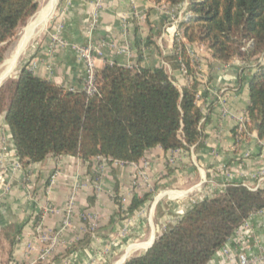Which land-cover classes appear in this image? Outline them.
<instances>
[{
  "label": "crops",
  "instance_id": "0c3cea01",
  "mask_svg": "<svg viewBox=\"0 0 264 264\" xmlns=\"http://www.w3.org/2000/svg\"><path fill=\"white\" fill-rule=\"evenodd\" d=\"M58 1L46 32L42 30L41 39L30 51L28 61L37 63L36 76L82 91L86 66L76 49L92 38L97 70L113 63L164 68L179 89L185 86V74L173 70L166 59L175 53L178 22L188 16L186 3L171 8L153 0ZM94 11L99 12V21L90 33ZM58 25L63 26V44L52 39ZM190 48L198 63L202 83L199 105L205 114V138L199 148L165 152L157 147L138 163L111 164L103 157L84 162L79 157L51 155L23 168L1 118L0 233L9 232L17 238L9 264H113L125 244H133L115 263L123 264L139 251L148 250L199 202L224 193L229 184L264 188V181L257 177L264 170V140L249 133L239 141L234 134L250 104L249 85L256 66H246L240 60L226 65L213 61L204 46ZM78 184L71 224L49 259L40 261L45 244L37 228L49 232L61 229ZM148 194L145 204L125 214L134 199ZM249 222L250 228L240 229L230 238L229 248L235 257L249 249H264V212L253 215ZM226 261L219 251L209 264Z\"/></svg>",
  "mask_w": 264,
  "mask_h": 264
},
{
  "label": "trees",
  "instance_id": "16d2710c",
  "mask_svg": "<svg viewBox=\"0 0 264 264\" xmlns=\"http://www.w3.org/2000/svg\"><path fill=\"white\" fill-rule=\"evenodd\" d=\"M179 7L190 18L181 23L184 41L167 57L173 70L185 67L182 89L164 68L145 69L106 64L97 70L98 92L69 90L35 75L29 64L0 88V120L12 136L23 168L49 156L103 157L111 164L138 163L157 147L165 152L199 148L205 138V114L198 101L202 86L198 63L188 47L204 46L213 61L254 64L250 81L247 132L264 140V0H153ZM38 0H0V66L19 29L34 16ZM179 48V50H178ZM262 60V61H261ZM94 176V174H92ZM134 199L125 214L145 204ZM264 211V188L229 184L226 191L199 202L144 253L123 264H209L253 215ZM16 236L0 233L3 264L13 260ZM72 247L66 255L72 252Z\"/></svg>",
  "mask_w": 264,
  "mask_h": 264
},
{
  "label": "built area",
  "instance_id": "2783aa9c",
  "mask_svg": "<svg viewBox=\"0 0 264 264\" xmlns=\"http://www.w3.org/2000/svg\"><path fill=\"white\" fill-rule=\"evenodd\" d=\"M137 17L140 18V15H137ZM189 18H190V15H188L187 17H185L181 21L182 22L186 21ZM98 21H99V12L94 11V13L92 14V19H91V24H90V33L94 32V30L96 29V27L98 25ZM181 21L178 22V28H177L178 29L177 30L178 31V40H177V43H181L182 41H184L183 29L181 27V23H182ZM62 29H63L62 25H58L56 27V30H55L54 34L52 35V39L55 43L63 44L62 39L60 37V33H61ZM76 50L79 53V55L81 56L82 60L85 62V66H86L85 67V75L83 78V89H82V91H84L87 94V96H93L98 92L97 81H96L97 68H96V63H95V54L97 52V49L95 48V46L92 42V38H89V42L86 46L78 47ZM178 50H179V48H178ZM188 53L191 55L192 61L195 63V59L193 56L194 55L193 50L190 47H188ZM29 68L31 71L34 72V70L37 69V63L32 62L29 65ZM181 70L184 74L186 73V69L184 66H182ZM200 99H201V95L198 94V101ZM249 124H250V121H249L247 114H246L245 117L241 118L238 122V125H237L238 133L247 132V125H249ZM116 163H119V162H116ZM257 177H258V180L260 182L264 181V170ZM244 186L247 187L249 190H253V191L257 190L259 188V187H251V186H247V185H244ZM79 187H81L80 184H78L75 187V189L73 190L71 202L68 205L67 209L65 210V217L63 220L62 227L59 231H57V232L45 231L42 226H39L37 228V233L39 235V238L45 244V247L39 256L40 261H47L49 259V257L53 254L55 249L58 247L60 237H61L63 231L70 226L71 219L73 216L72 199L75 197L76 191L79 189ZM263 212L264 211H261L259 213L263 214ZM259 213H257V214H259ZM250 227H251V224H250L249 220H247L240 229H248ZM239 230L236 233H238ZM230 240L231 239H229L228 242L225 244V246L221 249V252L224 254L226 259L228 260V261H226V264H264V249H257V250L256 249H249L248 251H246L242 254H239V255H237V257H235V255L232 254V252L230 251V248H229Z\"/></svg>",
  "mask_w": 264,
  "mask_h": 264
},
{
  "label": "rangeland",
  "instance_id": "374dc122",
  "mask_svg": "<svg viewBox=\"0 0 264 264\" xmlns=\"http://www.w3.org/2000/svg\"><path fill=\"white\" fill-rule=\"evenodd\" d=\"M50 0H38V2H39V7H38V10H37V12L34 14V16L40 11V9L43 7V6H45L48 2H49ZM59 2L60 1H57V4H56V6H55V10L57 9V6H58V4H59ZM187 4V3H186ZM175 8H177V7H175ZM53 7L50 9V11H49V13H48V17H49V14H52L53 13ZM56 13V12H55ZM54 13V14H55ZM33 16V17H34ZM33 17H31L29 20H28V22L24 25V26H22L20 29H19V31H18V34H17V36L15 37V39L14 40H12V42L9 44V45H7L6 46V48H7V53H6V57H5V60H7L8 58H10V56L12 55V53H14L15 51H16V49H17V47H18V44H19V42H20V40H22V34H23V32H24V30L28 27V24H29V22L31 21V19L33 18ZM54 17V15L52 14L51 15V17H50V19H49V21H47L48 23L50 22V21H52V18ZM48 23H47V25L45 26V28L43 29H41V28H39L38 30H37V33H36V35L31 39V43L29 42V44H28V46L25 48V50H24V53H22L21 55H20V63H21V65L22 66H24L25 65V62H27V65L29 64H31L32 63V61H28V59H30V55H31V49H33L34 48V44H36L37 42L36 41H38L39 39H41V37H42V30L44 31V30H46L48 27ZM41 30V31H40ZM40 31V32H39ZM44 32H46V31H44ZM43 32V33H44ZM39 33V34H38ZM31 51V52H30ZM10 55V56H9ZM262 58H264V55L261 57V59ZM4 60V61H5ZM29 62V63H28ZM3 64V63H2ZM21 65H18V67L17 68H19L20 69V66ZM17 66V65H16ZM16 66L13 68V69H10L9 70V72H11V71H13L15 68H16ZM11 67V66H10ZM19 69H17V70H19ZM2 72V68L0 67V73ZM14 76H17V74L16 75H14ZM10 80H12V79H9V80H7L6 82H8V81H10ZM5 82V83H6ZM5 83H3V84H5ZM135 244H137V243H135ZM134 244V245H135ZM126 246L122 249V250H120L119 252H118V254H117V257H118V259H116V260H114L115 262L113 263V261H112V263L113 264H115L117 261H119L124 255H126V253L130 250V248H131V246H133V244L131 245H128V244H125ZM138 251V250H137ZM139 254H142L143 253V251H139L138 252Z\"/></svg>",
  "mask_w": 264,
  "mask_h": 264
},
{
  "label": "bare ground",
  "instance_id": "6f19581e",
  "mask_svg": "<svg viewBox=\"0 0 264 264\" xmlns=\"http://www.w3.org/2000/svg\"><path fill=\"white\" fill-rule=\"evenodd\" d=\"M58 1V0H57ZM56 0H50L45 6H43L40 11L31 19V21L28 24V27L24 30L23 34H22V40H20L18 47L15 51V57L13 59V61L9 60V66H11V68L13 69L15 66L14 62L16 61V58L18 59L19 55H21V53L24 51L25 47L27 46V44L29 43L30 39L36 35L37 30L39 28H44V26H46L48 23L47 21H49L50 17L52 14H49L48 17V13L50 11V9L53 7V10L56 6ZM41 31V30H40ZM39 31V32H40ZM39 34V33H38ZM31 43V42H30ZM24 53V52H23ZM10 56V55H9ZM9 73V72H8Z\"/></svg>",
  "mask_w": 264,
  "mask_h": 264
},
{
  "label": "water",
  "instance_id": "95a60500",
  "mask_svg": "<svg viewBox=\"0 0 264 264\" xmlns=\"http://www.w3.org/2000/svg\"><path fill=\"white\" fill-rule=\"evenodd\" d=\"M14 57H15V52L12 53V55L10 56V58H8L7 60H5L3 62V64L0 66L2 68V72L0 73V88L3 85V83H5L7 80H9V79H12V80L13 79H16L17 76H14V75H16V74L18 75L19 72L21 70H23V68L26 66V64L24 66L21 65L20 59H19L20 58V55H19L18 59L16 58V61L14 62V65H13V66H16L17 65L16 68L13 71L9 72V70L12 69L9 66V60L10 61H13ZM18 65H21L20 66V69L17 68ZM17 69H19V70H17Z\"/></svg>",
  "mask_w": 264,
  "mask_h": 264
}]
</instances>
